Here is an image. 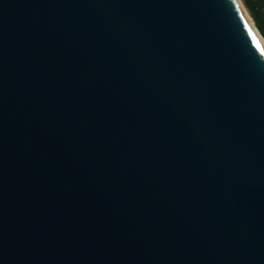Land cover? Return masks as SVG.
I'll return each instance as SVG.
<instances>
[{"label":"water","instance_id":"95a60500","mask_svg":"<svg viewBox=\"0 0 264 264\" xmlns=\"http://www.w3.org/2000/svg\"><path fill=\"white\" fill-rule=\"evenodd\" d=\"M0 264H264L236 0H0Z\"/></svg>","mask_w":264,"mask_h":264},{"label":"trees","instance_id":"16d2710c","mask_svg":"<svg viewBox=\"0 0 264 264\" xmlns=\"http://www.w3.org/2000/svg\"><path fill=\"white\" fill-rule=\"evenodd\" d=\"M244 3L264 38V0H244Z\"/></svg>","mask_w":264,"mask_h":264},{"label":"bare ground","instance_id":"6f19581e","mask_svg":"<svg viewBox=\"0 0 264 264\" xmlns=\"http://www.w3.org/2000/svg\"><path fill=\"white\" fill-rule=\"evenodd\" d=\"M238 5L240 6L244 16L246 17V19L248 20V22L250 23V25L252 26V28L254 29L256 36L258 37V40L264 50V38L263 36L260 34L259 30L257 29L256 25L253 23V20L251 18V15L248 13L247 9L245 8V6L243 5V3L241 2V0H236Z\"/></svg>","mask_w":264,"mask_h":264},{"label":"rangeland","instance_id":"374dc122","mask_svg":"<svg viewBox=\"0 0 264 264\" xmlns=\"http://www.w3.org/2000/svg\"><path fill=\"white\" fill-rule=\"evenodd\" d=\"M241 2L243 3V5L245 6V8L247 9V11H248V13L251 15V13L249 12V10H248V8L246 7V5H245V3H244V0H241ZM251 18H252V16H251ZM252 20H253V18H252ZM253 23H254V20H253ZM255 24V23H254ZM260 32V31H259ZM261 34V33H260ZM262 35V34H261Z\"/></svg>","mask_w":264,"mask_h":264}]
</instances>
